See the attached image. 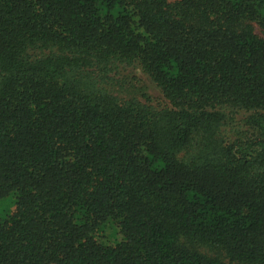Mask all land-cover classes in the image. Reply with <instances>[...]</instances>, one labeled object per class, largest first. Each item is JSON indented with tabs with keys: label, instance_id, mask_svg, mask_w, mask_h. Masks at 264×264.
Here are the masks:
<instances>
[{
	"label": "trees",
	"instance_id": "obj_1",
	"mask_svg": "<svg viewBox=\"0 0 264 264\" xmlns=\"http://www.w3.org/2000/svg\"><path fill=\"white\" fill-rule=\"evenodd\" d=\"M0 203V264H264V0H0Z\"/></svg>",
	"mask_w": 264,
	"mask_h": 264
},
{
	"label": "rangeland",
	"instance_id": "obj_2",
	"mask_svg": "<svg viewBox=\"0 0 264 264\" xmlns=\"http://www.w3.org/2000/svg\"><path fill=\"white\" fill-rule=\"evenodd\" d=\"M257 32H259L260 33V29L259 28H257ZM152 87H153V85H152ZM155 93L157 94V92L155 91ZM2 203V202H1ZM0 203V204H1ZM7 205H5V206H3V205H0V213H2V209L3 208H5ZM200 249V248H199ZM204 252H207L208 251V249L209 248H201Z\"/></svg>",
	"mask_w": 264,
	"mask_h": 264
}]
</instances>
